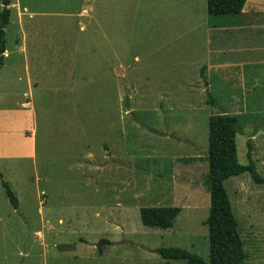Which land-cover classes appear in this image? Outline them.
<instances>
[{"label":"rangeland","instance_id":"374dc122","mask_svg":"<svg viewBox=\"0 0 264 264\" xmlns=\"http://www.w3.org/2000/svg\"><path fill=\"white\" fill-rule=\"evenodd\" d=\"M190 3L12 0L0 172L20 204L0 178V264H188L160 247L210 259L209 117L244 113L238 159L249 163L248 134L260 131L252 149L264 176V88L245 112L233 96L241 100L242 87L221 78L216 107L205 103L193 76L200 38L162 30ZM256 9L264 21V0H248L246 13ZM225 188L249 255L243 264H264V184L245 172ZM160 206L183 212L170 229L144 226L140 209ZM103 239L111 243L101 250Z\"/></svg>","mask_w":264,"mask_h":264},{"label":"trees","instance_id":"16d2710c","mask_svg":"<svg viewBox=\"0 0 264 264\" xmlns=\"http://www.w3.org/2000/svg\"><path fill=\"white\" fill-rule=\"evenodd\" d=\"M248 0H207L209 24L215 26L220 18L223 21L239 19ZM12 0H2L0 11V73L5 65L7 52L6 27L11 21ZM217 99L209 93L208 105L214 109ZM240 114L227 111L211 112L209 117V153L206 157L208 173L206 185L210 192V210L205 224L209 228L210 259L207 261L196 253L178 247H160L155 252L169 260H186L188 264H243L249 255L245 250V239L230 196L225 188V181L231 177L250 172L252 179L258 184H264V176L260 175L253 157L252 142L248 141L247 165H242L238 159L237 135L242 132ZM1 184L7 197L15 209L19 207V199L10 183L0 172ZM182 211L181 207H142L140 217L147 227L170 229ZM110 244L103 239L98 243L102 250L104 244Z\"/></svg>","mask_w":264,"mask_h":264},{"label":"crops","instance_id":"0c3cea01","mask_svg":"<svg viewBox=\"0 0 264 264\" xmlns=\"http://www.w3.org/2000/svg\"><path fill=\"white\" fill-rule=\"evenodd\" d=\"M204 2L205 0H203V4L201 2V5L198 6L195 0H191L190 11H187V14H181L182 16L179 13L175 16L169 13L166 21L163 22L164 28L162 30L175 32V37L178 40L179 37L188 34L200 38L202 58L194 64L193 76H198L200 79V91L207 94L205 101L207 105L209 93L213 94L214 87L222 84L223 80L221 78L226 77L227 82H225V85L227 87L231 88L235 85L242 87V99L233 96L235 97V103L240 101L241 105L238 109L246 112L249 109L248 104L250 101L255 102L260 95L259 88H264V21L260 18L256 20L257 15L262 11L256 9L254 15L246 13L247 1L241 18L218 21L215 26H211L209 24L207 0L206 5H204ZM169 8L165 9L169 12ZM251 16L253 17L251 18ZM183 18H187L188 21L185 22V25H180L179 20ZM6 55H8V51ZM4 69H1V80ZM217 78L221 80L215 81ZM235 78H237V81H235ZM248 88L251 89L248 90ZM230 97L232 98L231 95ZM216 99L218 101L217 97ZM22 106L24 107L25 103H22ZM0 109H2V106ZM234 109L237 108L233 107L232 110ZM227 110L229 111V109ZM221 111L226 110L221 109ZM235 113L240 114L241 118L244 116L242 111H235ZM242 132L246 133L244 127ZM256 132L253 131L248 134V141L252 142L260 136L261 132Z\"/></svg>","mask_w":264,"mask_h":264}]
</instances>
